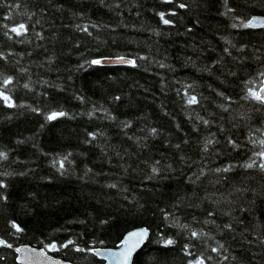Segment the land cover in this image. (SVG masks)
Here are the masks:
<instances>
[{
    "label": "trees",
    "instance_id": "16d2710c",
    "mask_svg": "<svg viewBox=\"0 0 264 264\" xmlns=\"http://www.w3.org/2000/svg\"><path fill=\"white\" fill-rule=\"evenodd\" d=\"M253 15L264 0H0V264L19 244L102 264L138 226L132 264H264Z\"/></svg>",
    "mask_w": 264,
    "mask_h": 264
},
{
    "label": "water",
    "instance_id": "95a60500",
    "mask_svg": "<svg viewBox=\"0 0 264 264\" xmlns=\"http://www.w3.org/2000/svg\"><path fill=\"white\" fill-rule=\"evenodd\" d=\"M252 22L255 24L253 28H262L264 27V15H253L249 18L248 23ZM108 63L122 64L127 63L126 61H131L127 57H116L104 60ZM264 74L261 78L260 85L256 89V92H260L264 95ZM146 230L147 235L144 237L142 242L137 246L127 260L120 255V253L125 250V241L128 236L133 232H140ZM150 237V230L146 226H138L132 228L125 232L122 236L119 244L116 247H95L92 250V253L99 259L103 261L102 264H132L135 255L143 248ZM13 252L15 253V260L21 264H74L72 262L57 258L53 256L48 250L43 247H37L29 244H19L12 247ZM51 249H54L51 247Z\"/></svg>",
    "mask_w": 264,
    "mask_h": 264
},
{
    "label": "snow or ice",
    "instance_id": "6c2138e0",
    "mask_svg": "<svg viewBox=\"0 0 264 264\" xmlns=\"http://www.w3.org/2000/svg\"><path fill=\"white\" fill-rule=\"evenodd\" d=\"M181 7H183V5H181ZM161 19L163 20V23H165V24H169L170 23V21H168L166 19H163V14H161ZM244 26L245 27H253V26H255V24L252 23V22H249L248 24H246ZM25 30H26L25 29V25H23V24L19 25L18 28H12L11 29V31L16 32L18 35L19 34H22L23 31H25ZM126 62L127 63H133L131 61H126ZM92 63H100V61H93ZM10 82H11V78H8L7 80L4 81L5 85H7ZM262 91H264V89H262ZM249 96L251 98L259 101L260 103H264V95H262L260 92H256V91H253V90L249 89ZM0 97H2L5 102H8L9 103V106H12L11 103H10V97L4 95L3 92H0ZM196 102L197 101H196V98L194 96L191 97L190 100H189V103L190 104L191 103H196ZM63 115H65V113H63V112H59V113L53 112L52 114H50L48 116V119L49 120H52V119L57 118V116H63ZM153 131H155V130H153ZM209 143H211V141ZM260 143L262 145H264V141H261ZM258 155L261 158H264V151H261L260 153H258ZM0 158H6L5 154L4 153H0ZM254 163L255 162H253V164H248V165H246V167H253L254 166ZM260 167L262 169H264V163H262L260 165ZM154 171H155V169H154ZM225 171H227V169H225ZM14 227L17 228V231H20V229H19L18 226L14 225ZM146 235H147L146 230L140 231V232H133V233H131L128 236L127 240L125 241V250H124V252L120 253V255H122L125 258V260H127L128 258H130L131 254H132V251L137 246H139V244L142 242V240L144 239V237ZM192 235L195 237L197 235V233L193 232ZM4 243H5L4 241L0 240V245H2ZM68 243H72V241H69ZM173 243H174V241H172V240H166L165 241V244L166 245H170V244H173ZM8 246L11 247V245H8ZM64 246L66 247L67 245H64ZM52 247L55 248V245H52ZM78 250H80V249H78ZM214 251H215V249H214ZM196 264H203V261H197Z\"/></svg>",
    "mask_w": 264,
    "mask_h": 264
}]
</instances>
